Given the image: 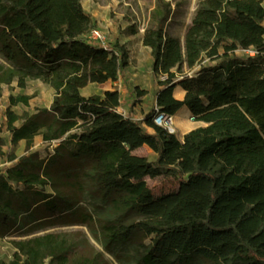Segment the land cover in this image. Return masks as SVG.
<instances>
[{
    "label": "trees",
    "instance_id": "16d2710c",
    "mask_svg": "<svg viewBox=\"0 0 264 264\" xmlns=\"http://www.w3.org/2000/svg\"><path fill=\"white\" fill-rule=\"evenodd\" d=\"M82 1L0 0V92L34 78L56 94L30 117L7 111L13 145L30 149L40 136L56 147L47 159L9 157L17 162L0 174V238L30 223L80 225L102 251L49 232L11 241L10 264H114L109 254L119 264H264V0H199L182 38L167 30L169 4L152 12L142 41L160 88L156 109L175 116L186 107L206 124L183 138L156 125V109L146 133L120 111L117 90L83 96L89 84L118 82L130 62L123 47L86 39L94 24ZM238 50L255 55L235 58ZM30 99L11 97L10 107ZM5 145L0 138V156ZM144 146L154 162L135 153ZM161 176L148 186L145 178ZM85 196L104 215L70 213Z\"/></svg>",
    "mask_w": 264,
    "mask_h": 264
},
{
    "label": "rangeland",
    "instance_id": "374dc122",
    "mask_svg": "<svg viewBox=\"0 0 264 264\" xmlns=\"http://www.w3.org/2000/svg\"><path fill=\"white\" fill-rule=\"evenodd\" d=\"M160 3L169 4L172 8L173 20L167 25V30L172 36L182 38L185 27L190 23L199 0H83L81 2L84 11L93 20L94 27L92 31L96 30L101 33L105 38V45L109 48L123 47L128 54L130 65L124 70L122 80L118 82L117 86H112V89L120 90L124 94L123 97L126 98L125 102L133 107H138L137 113L144 115V117L152 115L157 108L156 98L159 86L152 74L151 52L142 46L141 40L146 27L150 23L152 12L159 7ZM132 28L136 29V34L131 32ZM86 39L93 42L90 34L87 35ZM253 55L251 52L238 50L235 52L234 57L247 58ZM218 63L207 60L205 65H216ZM141 92L146 93V95L140 96ZM84 93H102V88L90 84L84 89ZM20 95L31 97L29 105L18 104L15 107H10V98ZM55 95L54 90L40 79L30 78L25 87H21L18 80L11 84L2 85L0 92V138L5 139L6 145L3 147V155L0 156V174L17 162H11L9 160L10 156L20 158L32 152H37L42 159H47L53 154L56 143H45L40 136L35 137L30 149L27 148L25 141L13 145L6 123L9 108L22 118L30 117L40 110L49 108ZM191 118V114L184 118L183 125L192 127L193 125L203 124V122L196 120L192 121ZM22 122L23 120L17 121L16 126L20 127ZM178 126L177 121L175 123V134L181 138L182 134L177 129ZM135 153L146 156L149 162H154L157 158L155 153L147 148L137 149ZM145 179L150 188L160 187L164 180L163 176ZM104 207L102 203L95 202L85 196L78 206L69 212L72 213L81 209L94 215H104L105 212L100 209ZM49 232L65 236L74 243L78 250L90 245L102 251V243L85 226L62 225L60 223L46 225L30 223L20 229L19 232L0 238V260L5 264H10L14 259L15 248L11 241L27 239ZM115 251L120 254L128 252L130 255H135L133 247H120L116 248ZM107 257L112 259L114 264H119L112 255L109 254Z\"/></svg>",
    "mask_w": 264,
    "mask_h": 264
},
{
    "label": "crops",
    "instance_id": "0c3cea01",
    "mask_svg": "<svg viewBox=\"0 0 264 264\" xmlns=\"http://www.w3.org/2000/svg\"><path fill=\"white\" fill-rule=\"evenodd\" d=\"M142 40H143V38H142ZM142 40H141V43H142V46L144 47ZM144 48L149 49L150 52L152 51L151 48H149V47H144ZM123 72H122V74H123ZM120 77L121 78L118 80V82L122 80V75ZM118 82H115V83L109 82V83H105L104 85L92 84V85H96V86L101 87L102 88V93L86 94V93H84V89L85 88L81 90V93L83 94V96H85L87 98H89V96H92V95H101L102 96L104 94V91H113V90H115V89H112V86H117ZM174 90H175L174 91V98L176 100H181L182 101L185 98L186 92L180 86H177ZM118 92L121 93V104H120L121 107H120V111H122L125 114H128L133 121L135 120V121L140 122L141 126L144 128L146 133L152 134L153 133L152 129L151 128H147L146 125L144 124V121H145L144 120V118H145L144 115H139L137 113L138 107H133L132 105L126 103L125 102L126 98L123 97L124 94L120 90ZM136 106H138V105H136ZM190 114L191 113L188 110V108L184 107L175 116H173L174 120H175V123H177V121L179 123V126L177 127V129L182 134L181 138H183L187 133L193 131L196 128L205 127L206 126V124H204V123L202 125H193L192 127H190L189 125H183L184 118H187V116H189ZM192 121H194V120H192ZM142 148H147V147L144 146ZM142 148H140V149H142ZM155 155L157 156L156 153H155Z\"/></svg>",
    "mask_w": 264,
    "mask_h": 264
},
{
    "label": "built area",
    "instance_id": "2783aa9c",
    "mask_svg": "<svg viewBox=\"0 0 264 264\" xmlns=\"http://www.w3.org/2000/svg\"><path fill=\"white\" fill-rule=\"evenodd\" d=\"M90 37L92 39L93 42L99 44L100 46H106L105 45V38L104 36L99 33L98 31H91L90 33ZM248 52H251L252 54L255 55V51L250 50ZM165 79V77H162L161 80L163 81ZM154 122L156 123V125H158L159 127L167 130L170 134H175L176 130H175V120L173 116L167 115V114H163L161 113L158 109H156V113L155 116L153 118Z\"/></svg>",
    "mask_w": 264,
    "mask_h": 264
},
{
    "label": "water",
    "instance_id": "95a60500",
    "mask_svg": "<svg viewBox=\"0 0 264 264\" xmlns=\"http://www.w3.org/2000/svg\"><path fill=\"white\" fill-rule=\"evenodd\" d=\"M192 120H195L194 118H191Z\"/></svg>",
    "mask_w": 264,
    "mask_h": 264
}]
</instances>
